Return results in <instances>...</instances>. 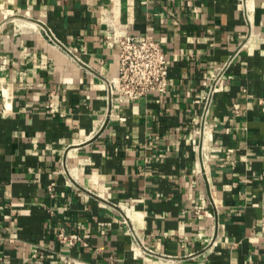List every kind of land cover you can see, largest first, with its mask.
Returning a JSON list of instances; mask_svg holds the SVG:
<instances>
[{"label":"crops","instance_id":"obj_1","mask_svg":"<svg viewBox=\"0 0 264 264\" xmlns=\"http://www.w3.org/2000/svg\"><path fill=\"white\" fill-rule=\"evenodd\" d=\"M114 28L161 42L168 93L110 111ZM263 206L264 0H0V264H264Z\"/></svg>","mask_w":264,"mask_h":264},{"label":"built area","instance_id":"obj_2","mask_svg":"<svg viewBox=\"0 0 264 264\" xmlns=\"http://www.w3.org/2000/svg\"><path fill=\"white\" fill-rule=\"evenodd\" d=\"M110 31L118 44L117 57L119 64L118 75L114 78H105L110 98V111H112L116 100L126 102L131 97L148 98L154 92L168 93L170 83L168 52L161 42L149 34L130 35L124 30L116 28ZM69 51L76 59H79L77 54L70 49ZM235 57L236 54L225 60L211 77L202 95V108L198 116V126L195 129L196 135L193 138L195 150L200 154V159L202 160L205 137L212 132L209 118L212 113L214 99L221 90V82ZM112 208L116 209L115 205H112ZM120 215L121 224L132 238L134 251L148 256L156 255V252L146 244L141 232L133 224L129 215L125 214L123 210ZM260 234L264 237V206ZM60 236L62 240L68 239V236L62 232Z\"/></svg>","mask_w":264,"mask_h":264}]
</instances>
